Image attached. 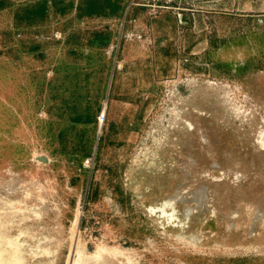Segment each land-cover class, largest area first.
<instances>
[{
    "label": "rangeland",
    "instance_id": "1",
    "mask_svg": "<svg viewBox=\"0 0 264 264\" xmlns=\"http://www.w3.org/2000/svg\"><path fill=\"white\" fill-rule=\"evenodd\" d=\"M0 264H264V0H0Z\"/></svg>",
    "mask_w": 264,
    "mask_h": 264
},
{
    "label": "trees",
    "instance_id": "2",
    "mask_svg": "<svg viewBox=\"0 0 264 264\" xmlns=\"http://www.w3.org/2000/svg\"><path fill=\"white\" fill-rule=\"evenodd\" d=\"M115 10H113L111 7H101L99 9H93V7L89 8V13L91 15H96V16H109L114 13Z\"/></svg>",
    "mask_w": 264,
    "mask_h": 264
}]
</instances>
